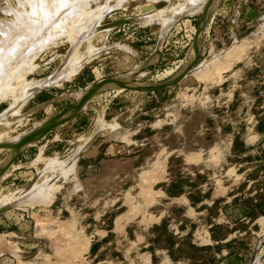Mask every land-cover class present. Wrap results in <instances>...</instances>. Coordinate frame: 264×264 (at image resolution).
Instances as JSON below:
<instances>
[{"label": "rangeland", "instance_id": "1", "mask_svg": "<svg viewBox=\"0 0 264 264\" xmlns=\"http://www.w3.org/2000/svg\"><path fill=\"white\" fill-rule=\"evenodd\" d=\"M16 1H8L12 10ZM19 1L38 20L30 0ZM85 2L81 22L91 14L87 24L110 29L86 41L91 27L84 32L85 24L70 23L77 14L66 15L63 29L57 25L64 33L80 27L66 37L50 26L45 49L40 42L41 51L33 46L39 53L26 54L32 72L22 54L18 71L28 66L18 73L16 98L0 91V115L8 118L0 117V169L13 152L0 173V204H9L0 208V264H264V0ZM0 3V20L14 22L22 8L6 15ZM164 16L171 22L163 26ZM55 34L60 42L47 45ZM137 70L135 85H166L99 91L14 156V139L68 108L76 94ZM166 72L175 76L160 80Z\"/></svg>", "mask_w": 264, "mask_h": 264}, {"label": "bare ground", "instance_id": "2", "mask_svg": "<svg viewBox=\"0 0 264 264\" xmlns=\"http://www.w3.org/2000/svg\"><path fill=\"white\" fill-rule=\"evenodd\" d=\"M2 1H5V7H4V9H3V11L6 13V15H8V12L9 11H11V12H9L10 14L13 12V13H15L16 12V9L17 8H22V13L21 12H18L17 13V15L15 16V14H11L12 16H15L16 17V23H18L17 24V26H15L13 23H15V20H14V22H12L11 23V21H3L2 19L0 20V91H5V93L6 94H9V96L11 97V100H12V98H13V100L16 98H14L13 97V94L15 93L14 91H15V89L17 90L18 88H15V82L18 80V82H16V84L17 83H19V78H18V73L21 75H23V73L25 72L24 70H25V68L27 69V66H28V64L30 65V63H31V60H29L30 62H28V57H29V59H30V56L32 55V54H34L36 51V53H39L40 51H41V49H40V47H41V45H39V44H41L40 42H42V49L44 48L45 49V47H43L44 46V43L45 42H43V40H45L46 41V38H45V35H47L46 33H49V32H51V27L50 26H52V28H54V26H56L57 28L60 26L61 28H62V26L65 24V19H66V15H68V17H69V14H77L78 16L76 17L75 16V18H72V17H74L73 16V14L72 15H70L71 17L70 18H72L71 20H70V23H71V21H73L74 23L76 22L77 24H79V22L78 21H80L81 22V19L79 18L80 17V12L82 13V10H83V12L85 13V11H84V9H88V8H90V6H89V4H88V2H87V4H88V6H87V4H86V0L83 2V0H82V3H80L81 2V0H73V1H68V0H50L49 2L50 3H45V2H47L46 0H33V1H31L30 0V2L29 3H32V6H29V3H27V6L29 7V9L31 10V7L33 8V12H34V9H36L37 11H35V15L37 14L36 12H38V14L40 15H38L37 14V16H39V17H33V18H35V19H38V20H32V18H31V16H34V15H32V13L31 14H27L28 15V17L29 18H27V16L26 15H24L23 14V3H21L19 0H17L16 2V9L13 11L10 7H12V6H10V4L8 3V1L9 0H2ZM52 1V2H51ZM91 3H92V1H94V0H89ZM99 1V0H98ZM105 1V0H104ZM106 1H108V0H106ZM213 1V0H212ZM23 2H24V0H23ZM26 2H27V0H26ZM187 2H189V4H190V1H187ZM196 2V4H194ZM195 2H193L192 3V5H190V6H192V7H198V6H196V5H203V4H205L206 2H208V0H195ZM2 3V2H1ZM0 3V4H1ZM9 5H8V4ZM25 3V2H24ZM83 3H85L86 5L85 6H87L88 8H84L85 6H83L84 4ZM96 3H97V0H96ZM105 3V2H104ZM3 4H4V2H3ZM11 4H12V2H11ZM19 4L20 5H22L21 7H19ZM26 4V3H25ZM24 4V7L26 6ZM83 4V5H82ZM188 4V3H187ZM104 5V4H103ZM4 6V5H3ZM26 6V7H27ZM105 6H107V5H105ZM190 6H183L185 9L188 7H190ZM204 6V5H203ZM98 7V6H97ZM101 7V11L100 10H98L99 9V7L97 8V9H95V11L96 10H98V13H100V12H102L103 11V13H105V12H107L106 11V7L105 8H103L102 7V5L100 6ZM111 7V6H110ZM110 7L107 9V10H109L110 9ZM191 7V8H192ZM84 8V9H83ZM104 10H103V9ZM182 7H180V9H181ZM183 8V9H184ZM200 8H202V7H200ZM28 9V8H27ZM28 9V10H29ZM179 9V8H178ZM183 9H181V10H183ZM184 9V10H185ZM184 10H183V13H184ZM187 10V9H186ZM198 10H199V8H198ZM0 11H2V9L0 10ZM90 11H92V9L91 10H89V11H87V12H90ZM94 10H93V12H95ZM100 11V12H99ZM105 11V12H104ZM175 11H176V9H175ZM174 11V12H175ZM189 11V10H188ZM200 11V10H199ZM4 12H1V13H3L4 14ZM25 12V11H24ZM31 12V11H30ZM29 12V13H30ZM93 12H91L92 13V16L95 14V15H97L96 13H93ZM167 12V11H166ZM177 12V11H176ZM25 13H27V12H25ZM103 13H100V15L98 16V17H100V21H101V19L103 18H101V16H103L102 14ZM178 13H180V11L178 12ZM178 13L176 14L177 16H178ZM188 13V12H187ZM196 13V12H195ZM198 13H200V12H198ZM10 14H9V16H10ZM87 14V13H86ZM89 14V13H88ZM87 14V15H88ZM106 14V13H105ZM181 14V13H180ZM186 14V13H185ZM189 14H191V13H189ZM201 14V13H200ZM19 15V16H18ZM60 15V16H59ZM91 15V14H90ZM90 15H88V16H90ZM174 15V14H173ZM176 15H174V16H176ZM11 16V17H12ZM53 16L55 17L56 16V18H54L53 19ZM81 16H82V14H81ZM88 16H84V18L86 17L87 18V21L84 19V21H86V22H81L80 24L83 26L84 24H85V26H86V24L88 23V18H90V17H88ZM169 16V15H168ZM67 17V18H68ZM94 17V16H93ZM97 17V16H96ZM167 17V16H166ZM166 17L164 16V20H165V22L163 23V26L164 25H166V23L167 22H169V24H170V19L168 18L167 20H169V21H167L166 22ZM170 18L172 17V16H169ZM179 17V16H178ZM6 18V17H5ZM19 20H18V19ZM31 18V19H30ZM40 18H41V20H40ZM64 18V20H62ZM59 19V20H58ZM69 19V18H68ZM73 19H75V20H73ZM79 19V20H78ZM90 19H94V18H90ZM97 19V18H96ZM13 20V19H12ZM20 21L21 20V22H18V21ZM207 20V19H206ZM56 21V22H55ZM61 21H62V23H63V21H64V23H63V25L62 24H60L61 23ZM83 21V20H82ZM97 22H98V20H96ZM96 21L94 20V22H93V20H91V23L93 22V26H95L94 24L96 23ZM175 21V20H174ZM54 22L56 23V25L54 24ZM59 22V23H58ZM172 22H173V20H172ZM15 23V24H16ZM69 23V22H68ZM74 23H72V25L71 26H73V28L72 29H76V28H78V27H80V26H78L77 25V27L76 26H74ZM99 23V22H98ZM97 23V24H98ZM59 24V26H57ZM90 24V23H89ZM89 24H87V25H89ZM96 24V25H97ZM168 24V23H167ZM205 24V23H204ZM62 25V26H61ZM68 24H66V26H67ZM76 25V24H75ZM92 25H89L91 28L93 27ZM207 25V24H206ZM206 25H204V26H202V28H201V31H200V35H199V40L201 41L202 39H203V37L205 36V32H204V30L207 28L206 27ZM65 26V25H64ZM63 26V27H64ZM87 27L86 26V28L83 26V28L81 27V29H83L84 30V32H85V30H86V32H89V30H90V32H92V31H97V30H99L100 28H101V30H102V26H100V27H97V26H95V27H93V29H91L90 27ZM170 26V25H169ZM55 27V28H56ZM60 27H59V29H60ZM110 26H104V28L103 29H107V28H109ZM85 28V29H84ZM90 28V29H89ZM165 28V27H164ZM63 29V28H62ZM62 29H60V31H62ZM65 29H68V26L67 27H65L64 28V31H65V33L62 31V32H60V33H64L65 35H66V37H67V35H69L72 31H75V30H72L71 29V31H69L70 30V28H69V30H67V32H68V34H66V30ZM80 29V30H81ZM87 29H89L88 31H87ZM110 29V28H109ZM50 30V31H49ZM56 30H58V29H56ZM49 31V32H48ZM52 31H55V30H53L52 29ZM77 31V30H76ZM82 31V30H81ZM80 31V32H81ZM56 32V31H55ZM59 31H57V33H58ZM79 32V34H81V33H84L83 31L80 33ZM99 32V31H98ZM93 33V32H92ZM95 34L97 33V32H94ZM93 33V35H91V37L89 38V39H86V41H90L91 39H92V37L95 35ZM51 36H52V34L51 33H49ZM48 34V35H49ZM75 34V32H73V35ZM78 34V33H77ZM77 34H76V36H77ZM86 33H84L83 35H85ZM90 34V33H89ZM47 35V36H48ZM59 35H61V34H59ZM59 35H54L53 36V40H51L52 39V37L50 38V44H48L47 43V45H51L53 42H55L56 40H58L59 41V39H56V38H58V37H60ZM70 35H72V34H70ZM46 36V37H47ZM56 36V37H55ZM76 36H75V38H76ZM80 36V35H79ZM55 37V38H54ZM86 38H88V35L87 36H85ZM48 38V37H47ZM63 38H65V36L63 37ZM62 37H61V39H63ZM56 39V40H55ZM67 39V38H66ZM73 39H74V37H73ZM73 39H71V40H73ZM80 39H81V37H80ZM47 40H49V39H47ZM55 40V41H54ZM77 40H78V38H77ZM76 40V41H77ZM198 40V41H199ZM53 41V42H52ZM65 41V40H64ZM81 41H84L85 42V40H83V38H82V40ZM48 42V41H47ZM52 42V43H51ZM57 42V41H56ZM55 42V43H56ZM60 42V41H59ZM61 42H62V40H61ZM74 42V41H73ZM73 42H72V45H71V48L72 47H74L73 46ZM33 43H35V45H33ZM75 43L76 42H74V45H75ZM78 43H80V40H78V42H77V44H76V46L78 47V46H80V44H78ZM38 44V45H37ZM46 44V43H45ZM54 44V43H53ZM70 44H71V41H70ZM36 47L37 46V48H39L40 49V51L38 52V49L36 50L34 47ZM46 46V45H45ZM48 46H46V48H47ZM76 47V48H77ZM32 48H34L36 51H32V50H34V49H32ZM75 48V47H74ZM75 48V49H76ZM73 49V48H72ZM71 49V50H72ZM94 49V48H93ZM32 51V54L30 53ZM74 51V50H73ZM90 51V50H89ZM89 51H87V52H89ZM97 51V50H96ZM29 52V54L28 55H30V56H27L26 57V54ZM72 52V51H71ZM94 53H96L95 52V50L93 51ZM92 52V53H93ZM99 52V51H98ZM35 53V54H36ZM22 54H25V57L22 55ZM90 54V53H89ZM20 55H22V56H20ZM19 56H20V59L21 58H23L24 57V59L25 60H27V62H28V64H27V66H23V67H25L24 69H23V67H21L22 68V70L24 71H22L21 69V72H19L18 70H19V63H23V60L21 59V61L22 62H19L20 60H19ZM34 57H35V55H33ZM90 56H91V54H90ZM33 57V58H34ZM36 57H37V55H36ZM71 57H72V55H71ZM75 57V56H74ZM77 57V56H76ZM89 57V56H88ZM73 58V57H72ZM85 59V58H84ZM83 59V60H84ZM89 59H90V57H89ZM154 59V57L152 58V59H150V60H148L147 62H150L151 60H153ZM186 59H188V58H186ZM70 60H72V59H70ZM86 60H88V59H86ZM33 61V60H32ZM77 61V60H76ZM89 61V60H88ZM26 61H24V63H25ZM81 62V61H80ZM185 62H187V61H185ZM34 62H32V64H33ZM86 63V62H85ZM190 63V61H188V63L185 65V66H181V68L179 69L180 71H182V70H184L187 66H188V64ZM31 64V65H32ZM184 64V63H183ZM23 65V64H22ZM30 65V66H31ZM20 66H21V64H20ZM71 67V66H70ZM29 68H31V71L30 72H32L33 70H32V68H33V65L31 66V67H29ZM28 68V69H29ZM73 70V69H72ZM29 71H28V73H29ZM23 72V73H22ZM27 72V71H26ZM135 72H137V71H135ZM134 72V73H135ZM65 72H63V74H64ZM67 73V72H66ZM175 73V72H174ZM25 74V73H24ZM27 74V73H26ZM66 75V74H65ZM140 75V74H139ZM64 76V75H63ZM165 76H169L168 78L169 79H172L174 76H172L171 75V72H166V73H164L163 75H162V77L160 78V80L162 79V78H164ZM52 77V76H51ZM51 77H50V80H51ZM62 77V76H61ZM131 77L132 78H134V79H132L133 81H135V79L137 78V75L136 74H133L132 76H130V79L129 80H127L126 78V80L124 79V80H122V81H126V82H132V83H134L132 80H131ZM139 77V76H138ZM65 78V77H64ZM181 79V78H180ZM45 80V79H44ZM43 80V81H44ZM47 80H49V77H48V79ZM57 80H58V78H57ZM166 80V79H165ZM43 81H41L40 82V86L42 87V85L45 87V81L43 82ZM178 81V80H177ZM39 82V81H38ZM37 82V83H38ZM32 83V82H31ZM43 83V84H42ZM48 83L50 84V83H52V82H49L48 81ZM48 83H46L47 84V86H49L48 85ZM56 83V82H55ZM35 84V83H34ZM33 83H32V86L34 85ZM25 85V84H24ZM30 85V83L29 84H27L26 83V86L28 87V89L27 88H25L24 87V89H27V90H29L31 87L29 86ZM36 85V84H35ZM34 85V87H36ZM56 85V84H55ZM135 85V84H134ZM39 86V83H38V87H40ZM136 86H140V85H137L136 84ZM30 87V88H29ZM41 87H40V89H41ZM92 87V86H91ZM91 87H89V88H91ZM89 88H87V89H89ZM24 89H22V90H24ZM31 89H33V88H31ZM30 89V90H31ZM86 90V89H85ZM105 90H110V91H115V94H116V92H120V91H122L123 89L119 86V85H116V84H112V85H109V86H104V87H102L101 88V91H105ZM11 91V92H10ZM14 92V93H13ZM22 92V91H21ZM84 92V91H83ZM83 92H81L79 95H77L76 94V97H75V99L74 100H78L81 96H82V94H83ZM5 93H2V95L3 94H5ZM10 93L12 94V95H10ZM104 93V92H103ZM2 95H1V97H2ZM25 95H26V93L24 92V94H23V99L25 98L26 99V97H25ZM31 95V94H30ZM96 95V94H95ZM95 95H93L86 103H85V105H83L82 106V108H81V110H83L84 108H85V106H86V104H88V102L95 96ZM6 96V95H5ZM26 96H28V94L26 95ZM0 97V98H1ZM4 98V97H3ZM3 98H1V99H3ZM8 98V97H7ZM7 98H5V99H7ZM0 99V101H2ZM20 100V99H19ZM12 102H14V101H12ZM18 102V101H17ZM16 102V103H17ZM21 102V101H20ZM91 102V101H90ZM16 103H12V104H14V105H16ZM19 104V102L17 103V105ZM14 105H12L13 107H12V109H13V112L12 113H14L15 114V112H16V109H14L15 107H14ZM11 109V110H12ZM5 112H10V115L12 116L13 114L11 113V111H9V109L8 110H6ZM4 112V114H6ZM8 116H9V113L7 114ZM5 116V115H4ZM2 114L0 115V117L1 118H3L4 117ZM12 117H14V115L12 116ZM4 118H7V117H4ZM11 118V117H10ZM8 119V118H7ZM13 119V118H12ZM11 120V119H10ZM8 122V121H7ZM11 122V121H10ZM50 121L49 120H47V121H45V122H43L42 124H40V125H37L36 127H34L33 129H36V130H39L40 128H42V126H45L46 124H48ZM2 123H4V122H2ZM6 125V124H5ZM40 127V128H39ZM38 128V129H37ZM36 130H34V131H36ZM33 130H31L30 132H32ZM33 131V132H34ZM30 132H28L27 134H29ZM17 138V137H16ZM22 138V137H21ZM14 140H17V142H19L20 141V139H14ZM13 141V140H12ZM11 142V141H10ZM14 142V141H13ZM12 142V144H15V142L13 143ZM34 142V141H33ZM32 142V143H33ZM7 143H8V141H7ZM32 143H28V144H26V146H23V147H21V149H20V152L25 148V147H27L28 145H30V144H32ZM6 144V143H5ZM14 147V146H13ZM11 155H13V152H10V156ZM10 156L8 157V158H10ZM0 177H1V175H0ZM2 177H4V175H2ZM1 177V178H2ZM0 178V179H1ZM37 186V185H36ZM35 187V186H34ZM40 188H41V186H40ZM45 188V187H44ZM43 188V189H44ZM36 189H37V187H35V191H36ZM39 189V188H38ZM43 189L41 190V192H40V194H42L44 191H43ZM32 191H33V194L34 193H36V192H34V188H32ZM31 191V192H32ZM38 192L37 193H39V190H37ZM43 191V192H42ZM30 192V191H29ZM30 195V193L28 194V196ZM31 195H32V193H31ZM35 195V194H34ZM39 195V194H38ZM13 196V195H12ZM15 196V195H14ZM23 196V195H22ZM28 196H26V197H28ZM16 197V196H15ZM37 197V195H35L34 196V198H36ZM20 198V197H19ZM28 198H30V196L28 197ZM6 199H7V197H6ZM11 199H12V197H11ZM31 199V198H30ZM42 199V198H41ZM8 200V199H7ZM13 200H17V198L16 199H14V197H13ZM35 200V199H34ZM39 200V199H38ZM10 201V200H9ZM1 202H2V199H1ZM10 203H11V201H10ZM7 204V202L6 203H1L0 204V208L2 207V206H5ZM7 205H9V204H7Z\"/></svg>", "mask_w": 264, "mask_h": 264}, {"label": "water", "instance_id": "3", "mask_svg": "<svg viewBox=\"0 0 264 264\" xmlns=\"http://www.w3.org/2000/svg\"><path fill=\"white\" fill-rule=\"evenodd\" d=\"M208 2L211 3L212 0H208ZM205 11H206V15H209V14H207L208 6H207V9H205ZM203 20H204V18H201V23L203 22ZM198 27H197V30H198ZM196 41H198V40H196ZM196 48H197V42H194L193 47H192L193 55H196ZM190 64H191V62L188 64L186 69L176 77V80H178V79H180L186 75L187 68L190 66ZM134 74L138 75L139 74L138 70ZM112 84L119 85L123 90H131V91H136V92L155 90V89L161 88V87L166 85V84H160V85H156V86H146V87L139 86L138 87V86L134 85V83H132V82H126V81H122L120 79H112V78H108L105 80L98 81L94 85H92L91 88L84 90L82 96L78 100H75L68 108H66L65 110H63L57 114H55L51 118V120L48 124H46L45 126H42V128H40L39 130H36L34 132H30L29 134H26L19 142H17L14 145V149L16 150V153L14 154V156H16L20 152L21 147L26 146V144L32 143L33 141L40 140L45 135H47L49 132H51L54 128H56L58 125H60L61 123H63L66 120L73 118L76 114H78L81 111L82 106L85 105V103L93 95H95L99 91H101L102 87L109 86ZM12 159H13V156L10 157V159L5 164V166H3V168L8 167L11 164ZM3 168L0 169V173L4 170Z\"/></svg>", "mask_w": 264, "mask_h": 264}, {"label": "crops", "instance_id": "4", "mask_svg": "<svg viewBox=\"0 0 264 264\" xmlns=\"http://www.w3.org/2000/svg\"><path fill=\"white\" fill-rule=\"evenodd\" d=\"M58 129V128H57Z\"/></svg>", "mask_w": 264, "mask_h": 264}]
</instances>
